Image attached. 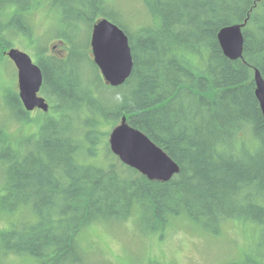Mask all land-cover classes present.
I'll list each match as a JSON object with an SVG mask.
<instances>
[{
	"label": "trees",
	"instance_id": "trees-1",
	"mask_svg": "<svg viewBox=\"0 0 264 264\" xmlns=\"http://www.w3.org/2000/svg\"><path fill=\"white\" fill-rule=\"evenodd\" d=\"M142 2L148 23L136 27L145 34L137 46L116 0H78L68 9L55 0H0V57L13 47L34 53L63 117L75 113L79 121L76 128L66 118L62 126L45 124L38 147L23 155L1 148L0 212L21 219L0 231V264L12 254L38 264H86L79 233L134 215L146 233L165 230L180 215L213 234L229 220L254 222L257 248L234 264H264V116L254 81L257 69L264 76V0ZM43 8L52 25L42 34L33 20ZM103 18L126 32L132 48L133 73L119 87L105 82L90 55L93 27ZM234 24H245L238 60L226 57L218 40L220 29ZM177 37L187 45L164 47ZM60 44L65 54L54 52ZM41 92L53 102L45 83ZM186 94L198 96L211 121L200 122L202 113L192 112L193 120L177 115ZM124 116L180 166L170 181L150 180L112 152L101 126L113 128ZM23 130L10 135L33 129ZM98 157L101 163L93 161Z\"/></svg>",
	"mask_w": 264,
	"mask_h": 264
},
{
	"label": "rangeland",
	"instance_id": "rangeland-1",
	"mask_svg": "<svg viewBox=\"0 0 264 264\" xmlns=\"http://www.w3.org/2000/svg\"><path fill=\"white\" fill-rule=\"evenodd\" d=\"M116 5L128 19L129 30L137 40L136 27L148 23L142 0H116ZM47 16L44 8L35 13L33 23L39 33L43 34L52 25L50 22L52 19ZM23 43L27 45L26 41ZM23 43L21 44L24 45ZM58 43L52 42L54 45ZM63 46L60 44L54 52L65 54ZM28 53L34 62L38 61L34 53L30 51ZM90 55L93 58L92 47H90ZM86 68L91 72L94 71L91 63H86ZM88 75L91 76L90 73ZM16 81L17 67L9 57L5 56L0 60V154L3 147L10 145L13 149L20 148L28 140H31V143L39 137V129L35 128L28 133L10 135L20 128L18 125L21 123L16 110L12 107V101L15 102L16 97L14 88ZM104 92L107 95L112 94L108 89ZM50 113L59 121L57 112ZM41 114L35 112L31 117H39ZM65 118L72 121L71 126L74 128L79 125L75 113ZM30 125L33 126V123L30 122ZM101 127L106 132L112 130L109 124ZM28 130L30 128H24L23 131ZM108 140L107 135L106 141ZM102 151L103 147L100 148V153ZM93 161L101 163L102 158L98 157ZM3 179L0 166V187ZM135 216L129 220L98 221L86 226L78 235L79 246L86 254V264H149L150 260H159L163 264H234L242 262L249 251L257 248L259 242L260 226L254 222L229 220L222 226L221 233L213 234L198 228L187 215H180L174 217L171 221L173 224L168 225L165 230L146 233L136 224ZM20 219L19 212H0V231L10 229L11 224ZM3 262V264H38L33 256L13 254L6 257Z\"/></svg>",
	"mask_w": 264,
	"mask_h": 264
},
{
	"label": "water",
	"instance_id": "water-1",
	"mask_svg": "<svg viewBox=\"0 0 264 264\" xmlns=\"http://www.w3.org/2000/svg\"><path fill=\"white\" fill-rule=\"evenodd\" d=\"M245 24L222 28L218 40L226 57L243 58ZM91 47L95 64L103 79L112 87L123 85L132 75L134 59L126 32L110 19L103 18L93 27ZM18 69L19 94L25 107L31 111L40 107L48 112L49 103L40 96L43 83L42 70L24 50L13 47L7 52ZM255 95L264 116V76L257 69L254 75ZM112 152L129 167L138 170L150 180L167 182L180 172L175 160L144 132L128 122L126 116L112 128L109 134Z\"/></svg>",
	"mask_w": 264,
	"mask_h": 264
},
{
	"label": "bare ground",
	"instance_id": "bare-ground-1",
	"mask_svg": "<svg viewBox=\"0 0 264 264\" xmlns=\"http://www.w3.org/2000/svg\"><path fill=\"white\" fill-rule=\"evenodd\" d=\"M56 4L60 7V8H65V9H68L70 8L73 4H76L78 2V0H55ZM149 3H152L154 4L155 3V0H148ZM97 5V4H96ZM192 28L191 30H195L194 27H185L184 30H187L189 31L188 29ZM224 28V27H223ZM222 29V28H221ZM220 29V30H221ZM135 35H136V38L137 40L135 39V37L132 35V38H133V42L135 45L138 46V43H139V39H142V37L145 36V34H143V31H137L135 32ZM254 38V37H253ZM175 40H172V41H169V43L165 42L166 44L163 43L164 47L166 49H169V51H172L173 48H174V45H187V42H185L183 39H180L179 37L177 38H174ZM9 51V49L5 52V56L9 57L7 55V52ZM10 58V57H9ZM3 58L0 57V60H2ZM10 60L12 61V59L10 58ZM14 63V62H13ZM36 63V62H35ZM179 63L183 64L184 61H180ZM39 65V63H37ZM40 67V65H39ZM41 68V67H40ZM42 70V69H41ZM42 74H43V83H42V87H41V90L44 86V83H45V86H46V89L47 91H49V93H51L50 95H53V102L50 103V101H48L49 105H51V112H57L59 114V121H57V119L55 117H52L51 116V113H48L46 111H44L42 108L40 107H35L33 110L29 111L25 105H24V102L19 94V98L21 100V102L23 103L24 107L20 104V102L18 101L17 99V96L15 97V102L12 101V107H14V109L16 110L17 114H18V118L21 120V123L18 125V127H20V129H24V128H30V129H41L43 130V127L45 126V124L49 123V124H59V126H62V125H65V117H63L65 114L63 113L64 112V109H63V105L61 104V102L59 101V97L52 91L51 89V85L47 83L45 77H44V73L42 71ZM77 80V79H76ZM77 84H78V90H79V94H81V91L86 94L87 91L85 89V87L83 86V84L81 85L79 83V81L77 80ZM168 92V88L166 90H164L163 94L160 95L162 97H165L166 93ZM41 93V92H40ZM184 95V94H183ZM44 97V96H43ZM55 97H58V99ZM46 99V98H45ZM198 99V96L195 94L193 95H188L186 94L185 95V98H184V101H181L179 104H178V107L176 109V112H177V115L181 117V119L183 120H193V119H196L195 116L191 115L192 112H195L196 115L199 114V113H202L204 114L203 116V119L201 118L200 119V122H204V121H211L212 119V116L210 115V113L205 110L204 108L202 107V104L199 103V100ZM47 101V100H46ZM206 109V108H205ZM209 111V110H208ZM32 112V113H31ZM35 112H41L42 114L39 116V117H35V118H32L31 115ZM207 113V114H206ZM61 114V116H60ZM72 114V113H71ZM27 117V119L25 118H22V117ZM198 116V115H197ZM174 118H176V116H174ZM29 124H28V123ZM30 122L33 123V126L30 125ZM28 125L30 127H28ZM39 145V142L36 141H33L31 143H25L23 146H21L20 148H15L13 149L16 154L18 155H23L25 154L26 152V149H28L30 147V150H35ZM37 260V259H36Z\"/></svg>",
	"mask_w": 264,
	"mask_h": 264
},
{
	"label": "flooded vegetation",
	"instance_id": "flooded-vegetation-1",
	"mask_svg": "<svg viewBox=\"0 0 264 264\" xmlns=\"http://www.w3.org/2000/svg\"><path fill=\"white\" fill-rule=\"evenodd\" d=\"M14 88H15V91H16V96L18 97L17 99H18V101H20V103H21V105L24 107V105H23V103L21 102V100H20V98H19V78H18V69H17V81H16V83H15V85H14ZM40 96H43L42 95V93H40ZM47 100V99H46ZM48 102V101H47ZM51 105H50V109H49V112L48 113H50L51 112ZM32 113V112H31Z\"/></svg>",
	"mask_w": 264,
	"mask_h": 264
}]
</instances>
